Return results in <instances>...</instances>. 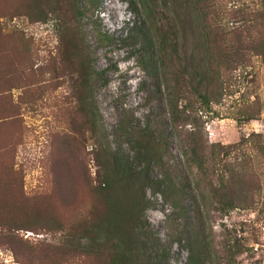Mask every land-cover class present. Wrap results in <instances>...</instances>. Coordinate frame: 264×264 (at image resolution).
I'll use <instances>...</instances> for the list:
<instances>
[{"label":"rangeland","instance_id":"obj_1","mask_svg":"<svg viewBox=\"0 0 264 264\" xmlns=\"http://www.w3.org/2000/svg\"><path fill=\"white\" fill-rule=\"evenodd\" d=\"M165 3L0 0V264H99L75 246L87 243L81 230L99 208L96 191L114 159L118 187L147 169L149 177L166 174L190 189L195 168L185 161L171 125L156 49ZM170 7L178 13L182 39L178 54L165 57L168 69L180 72L185 55L192 57L189 64L206 55L207 65L205 103L192 96L181 133L197 129L205 143L224 145L251 131L264 134V53L254 54L250 42L264 35V0H170ZM239 31L244 55L227 63L208 59L213 51L236 49L229 39ZM256 101L259 118L240 121L254 112ZM144 131L165 145L163 166L137 156ZM138 184L126 199L145 192L138 232L147 255L193 264L186 243L175 239L182 222L167 219L172 206L149 184ZM249 186L240 182L238 195ZM208 194H189L186 204L194 210L185 225L201 236L204 230L232 231L245 248L234 264H264V188L212 220L204 213Z\"/></svg>","mask_w":264,"mask_h":264},{"label":"trees","instance_id":"obj_2","mask_svg":"<svg viewBox=\"0 0 264 264\" xmlns=\"http://www.w3.org/2000/svg\"><path fill=\"white\" fill-rule=\"evenodd\" d=\"M153 1L155 2V0ZM163 8L166 16L161 26L156 27V49L161 58L171 125L181 140L185 161L189 166L195 168V173L189 181L191 187L188 190L176 177L169 178L166 174H160V178L154 175L149 177L147 169H142L141 174L134 178L132 175L128 176L123 181L124 184L118 187V181L115 178L119 173V165L114 159L111 161V167L102 172L101 183L103 186L96 191L99 208H95L91 212V217L86 219L83 224L86 227L81 230L83 236L80 240L87 239V243L78 242L75 249L81 254L94 258V261L99 264H166L167 260L164 254H159L154 258L153 263L147 255L146 243L138 232V227L142 225L140 219L147 203L144 190L136 192L131 199H126L132 184L139 183L140 187L143 184H149L154 191L161 193L165 201L172 206L173 210L167 219L168 221L177 222L180 220L182 222L181 225L176 223L177 234L181 236L175 239L179 243L182 241L186 243L185 247L189 251L191 263L234 264L236 257L245 251L243 244L240 243V238L232 231L210 234L207 231L205 233L204 230L203 235H199L195 227L184 223L194 210L186 204V200L194 190L198 192L206 190L209 194L207 198L203 195L204 213L208 220H212L215 214L224 216L239 207L242 197H255L260 193L264 188V134L251 131L244 134L238 142L224 145L219 142L205 143L200 137V130L197 129L181 133L182 127L189 122L191 116H185V113H191L193 110L189 104L192 96L197 95L200 102L205 103L206 97L202 90L207 81L205 76L207 73L205 66L207 65L204 61L206 55L198 58L197 52H195L197 60L191 64L189 63L192 57L185 55L183 57L185 61L181 62V71L174 72L172 75V70H169L165 64V57L171 53L178 54L176 52L178 40L182 38L177 36L175 16H178V13L170 7V0H166ZM262 18H264V10L260 15V19ZM135 32L136 35L139 33L136 29ZM140 33L143 37L147 36L145 31L140 30ZM129 37L127 36V38ZM225 39L228 40V38ZM229 40L237 45L236 49L230 51L229 54L218 51L216 55V52L213 51L208 54V59L213 62L215 57L220 62L222 57V60L227 63L237 54L244 55V52L241 51V45L245 41L243 32L239 31ZM212 42L215 41L210 40V43ZM250 42L254 44L252 49L254 54L264 53V35L253 36ZM186 103L189 104V107ZM255 105L254 112L241 116L240 121L259 118V103L256 101ZM137 142L139 149L136 150V154L139 158L146 163L155 162L159 166H163L162 158L165 145L161 141L150 139L147 132L144 131ZM231 149L234 151L233 157L230 155ZM240 182L250 185L242 196L238 195ZM214 203L215 206H213ZM146 225H148L147 222H145ZM211 227H209L210 230ZM216 236L220 238L217 239Z\"/></svg>","mask_w":264,"mask_h":264}]
</instances>
